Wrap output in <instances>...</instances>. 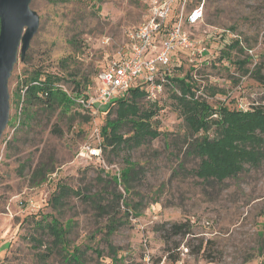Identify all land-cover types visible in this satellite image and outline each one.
Wrapping results in <instances>:
<instances>
[{
	"label": "rangeland",
	"instance_id": "1",
	"mask_svg": "<svg viewBox=\"0 0 264 264\" xmlns=\"http://www.w3.org/2000/svg\"><path fill=\"white\" fill-rule=\"evenodd\" d=\"M148 1H31L39 27L28 59L18 56L11 71L0 139V264H264V158L222 181L196 177L193 140L217 132L191 131L177 102L179 83L168 78L154 98L137 100L141 109L156 105L152 125L160 132L137 146L101 147L99 129L117 104L108 112L73 104L65 113L58 106L28 126L21 122L14 91L24 70L61 75L69 92L71 79L88 81L78 91L93 93L97 73L147 19ZM199 1L179 3L173 17ZM185 30L196 47L174 51L168 77L189 81L195 96L214 106L264 108V0H204L201 20ZM234 38H241L242 52H227ZM124 99L131 100L130 91ZM121 132L131 133L126 125ZM87 147L100 154L90 157ZM125 159L137 170L127 192L111 180ZM62 187L67 194L54 200ZM50 215L66 226L63 247L45 226L50 217L40 220ZM180 223L188 233L172 226Z\"/></svg>",
	"mask_w": 264,
	"mask_h": 264
},
{
	"label": "trees",
	"instance_id": "2",
	"mask_svg": "<svg viewBox=\"0 0 264 264\" xmlns=\"http://www.w3.org/2000/svg\"><path fill=\"white\" fill-rule=\"evenodd\" d=\"M241 47V38H234L228 43L226 50L229 52L231 49H237L242 52ZM27 59L28 50L20 58V61L25 62ZM243 60H239L238 64H244ZM22 74V85L14 91V97L15 105L20 110L21 122L24 125L28 126L31 120L42 112H49L61 106L66 113L75 104L72 95L69 94L71 91L69 92L61 85V80H63L61 75L43 72L39 66L33 67L31 70H24ZM255 75L258 79L262 78L259 75V70L255 71ZM165 78L179 83L180 95L177 96V102L193 133L200 130L206 131L212 126L216 127V136H202L193 140V150L200 157L197 168L191 170L196 177L202 181H222L226 177L239 173L244 164L250 166L260 164L264 158V139L260 135L264 132V108L256 106L244 110L230 108L226 105L214 106L196 97L192 90V83L189 81H185L183 78L168 77L167 74ZM71 81L74 83L72 92L82 93L78 89L88 87V81L83 84L75 79H71ZM129 91L131 92L129 102L124 99L125 96H122L101 109L108 112L114 104H117L115 117L107 119L99 129L102 136L101 147L111 146V150H120L123 147L140 145L160 134L157 128L152 125V118L158 112L156 105L153 106V109H141L138 105L137 100L146 96L145 89L137 85L130 88ZM124 125L128 126V131L131 132L127 136L121 132ZM125 161L127 165L120 169L119 178L113 175L111 180L116 184L120 181L124 192H127L132 178L137 175V170L133 167L134 163L128 162L127 159ZM66 191V188H60L53 199L59 200L67 194L68 191ZM121 197L122 195L119 193L116 199ZM123 203L127 205L125 201ZM127 206L129 207V205ZM48 217L50 219L45 226L53 235L54 242L60 243L62 247L65 246L66 226L61 227L60 223L51 215L40 220H47ZM37 222L41 225L39 221ZM172 226L177 229V232H189L186 223ZM70 256L72 260L77 261L76 254H70Z\"/></svg>",
	"mask_w": 264,
	"mask_h": 264
},
{
	"label": "built area",
	"instance_id": "3",
	"mask_svg": "<svg viewBox=\"0 0 264 264\" xmlns=\"http://www.w3.org/2000/svg\"><path fill=\"white\" fill-rule=\"evenodd\" d=\"M185 2L149 0L147 19L129 33L126 50L119 52L117 58L109 61L97 73L94 92H68L75 104L87 111L97 112L125 96L130 88L137 85L145 89L147 99L154 98V91L166 82L164 70L169 68L174 51L177 48L196 47L185 29L201 20L204 0L186 13L180 11L173 17L174 7ZM87 151L90 157L100 154L96 147H87Z\"/></svg>",
	"mask_w": 264,
	"mask_h": 264
},
{
	"label": "water",
	"instance_id": "4",
	"mask_svg": "<svg viewBox=\"0 0 264 264\" xmlns=\"http://www.w3.org/2000/svg\"><path fill=\"white\" fill-rule=\"evenodd\" d=\"M32 0H0V139L9 118L8 81L17 62L38 30L39 15Z\"/></svg>",
	"mask_w": 264,
	"mask_h": 264
}]
</instances>
